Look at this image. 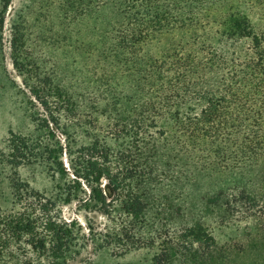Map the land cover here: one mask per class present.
Returning <instances> with one entry per match:
<instances>
[{
    "label": "trees",
    "instance_id": "1",
    "mask_svg": "<svg viewBox=\"0 0 264 264\" xmlns=\"http://www.w3.org/2000/svg\"><path fill=\"white\" fill-rule=\"evenodd\" d=\"M107 1L121 15L118 44L139 49L136 57L164 31L183 29L191 40L161 58L140 55L133 108L106 111V130L89 142L74 146L55 133L51 143L11 140V160L39 161L58 193L49 197L13 181L20 207L0 209V264H38L34 256L67 264L89 241L148 246L151 264H227V248L207 225L177 220L184 208L169 193L171 175L229 162L238 168L264 156V0ZM9 4L0 0V29ZM19 40H11L16 66ZM33 92L57 125L62 111L77 110V101L49 77ZM61 203L100 214L106 223H88L85 231L77 219L62 216Z\"/></svg>",
    "mask_w": 264,
    "mask_h": 264
},
{
    "label": "rangeland",
    "instance_id": "2",
    "mask_svg": "<svg viewBox=\"0 0 264 264\" xmlns=\"http://www.w3.org/2000/svg\"><path fill=\"white\" fill-rule=\"evenodd\" d=\"M3 6V3L1 4ZM0 5V8H1ZM118 7L107 0H10L0 29V209H19L13 181L56 197V181L39 161L18 164L11 160V140L28 138L51 143L53 134L79 146L108 125L106 111H130L135 95V61L140 55L161 58L173 48L188 47L190 32L174 28L156 34L137 50L122 48ZM17 35L19 66L14 64L11 40ZM65 88L77 102L69 115L62 111L59 125L33 92L45 78ZM9 155V156H8ZM10 160V161H9ZM200 165V164H199ZM220 163L205 171L172 173V198L183 206L179 220L198 219L208 226L218 244L228 250L227 264H264V156L238 168ZM168 183V182H167ZM223 194L217 203L206 199ZM250 195L251 198L248 197ZM63 217L103 227L106 219L75 204H60ZM180 218V219H179ZM89 237V235H88ZM85 241V240H84ZM87 241V240H86ZM154 249L148 246L99 247L87 242L67 264H151ZM38 264L47 257L34 256Z\"/></svg>",
    "mask_w": 264,
    "mask_h": 264
}]
</instances>
